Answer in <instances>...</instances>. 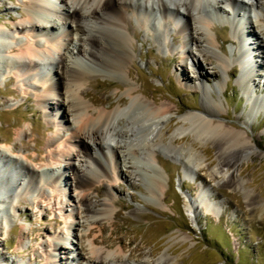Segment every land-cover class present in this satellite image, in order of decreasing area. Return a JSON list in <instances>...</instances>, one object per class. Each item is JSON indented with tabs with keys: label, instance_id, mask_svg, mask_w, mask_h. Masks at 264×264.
I'll use <instances>...</instances> for the list:
<instances>
[{
	"label": "rangeland",
	"instance_id": "1",
	"mask_svg": "<svg viewBox=\"0 0 264 264\" xmlns=\"http://www.w3.org/2000/svg\"><path fill=\"white\" fill-rule=\"evenodd\" d=\"M55 1L58 5L59 0ZM136 2L139 4L141 1ZM26 7L25 0H0V28L14 35V23L25 17ZM225 7L232 11L228 5ZM258 10L257 18L264 26V7ZM160 13L156 11L158 18L155 22L159 26ZM11 16L16 20H10ZM131 17L132 27L128 30V36L134 59L126 68L125 76L92 65L94 69L86 89L92 98L101 101L97 107L107 106L109 102L116 107L121 98L129 99L125 87L127 82L138 86L136 94L143 95L149 103H154L156 97L157 105L169 104L172 112L159 122L164 131V143L160 144L164 146L151 151L158 160L141 163L145 170L140 173L136 167L129 168L130 164L122 167L126 175L116 177L111 183V212L101 215L95 224H91L89 215L83 211L78 199L73 197L79 191H73V186L67 185L74 179L71 171L64 172L63 181L56 190L45 185L46 188L40 193L20 196V201L14 202L16 211L9 207L8 215L4 211L3 215L0 214V264H45L54 233L62 229L67 231V223L73 220L76 223L77 220L82 221L78 231L81 244H77L73 231L68 233V239H60L68 247V264H89L86 257L90 256L92 249H106L104 243H92L93 236L101 234L100 226L105 227L103 237L111 242L109 250L121 253L115 264H264V71L259 68V64L264 63L263 44V49L253 52L254 58L250 63L255 68V75L252 87L246 93L241 80L243 65L238 59L241 39L237 38L226 17L211 15L213 24L208 32L217 41L216 53L206 49L197 51L195 45L193 49L204 67L205 90L199 86L200 79L193 69L184 64L187 60L184 46L188 38L187 33L179 32L177 24L180 22L172 19L166 21V38L160 41L159 30L158 33L148 31L138 25L136 16ZM258 30L260 35L247 34L248 45L253 47L258 41L261 44L264 28ZM28 37L14 40L15 43L13 39L8 42L15 46L23 40L27 41ZM257 37L260 39L257 40ZM6 54L11 58L13 56L12 59L17 57L16 52L10 49L6 50ZM216 57L230 60L228 70L233 71L230 76L215 61ZM208 59L213 63H209ZM41 63L42 66L46 64L44 61ZM184 72L188 80L183 79ZM3 74L2 71L0 149L14 143L18 148L13 153L8 152L14 158L17 153L23 156L27 154L28 159L22 158L24 162L32 164L40 172L49 170L48 173L52 175H60V163H54L48 157L47 149V141L60 125H51V116L46 115V108L38 103L33 87H30L31 94H23L15 75L10 73L3 77ZM255 96L262 101L258 109H254L255 100L252 98ZM53 97L56 102L61 101L59 95ZM204 106L218 108L219 111L211 118L228 127H236L251 140V156L245 157L237 168L239 177L245 179L243 186L228 184L224 180V173L219 169L217 147L213 142L198 138L191 128L185 127L183 135L179 133L183 129L181 118L187 113L203 114ZM251 110V117L247 119ZM124 116L128 118L130 114ZM150 125L149 122L136 130H145ZM67 128V125L64 126L63 131H68ZM21 130L27 132L23 141L16 136ZM173 136L176 138L172 142ZM87 145L89 150L97 149L91 140ZM167 145L175 150L186 147L194 162L176 151L172 153L166 150ZM40 153L42 160L31 157ZM127 153L123 149V154ZM74 162L78 169H85L83 161ZM157 172L165 184L161 190H157L149 181ZM109 180L100 177L89 191L90 200L97 206L99 200L107 197ZM77 212L82 213L78 218ZM70 214L74 217H70ZM1 216L8 217L6 222ZM95 225L98 226L96 231L88 235ZM67 253H58V259L64 258ZM3 254L6 256L4 260L1 257ZM163 255L168 259L161 261Z\"/></svg>",
	"mask_w": 264,
	"mask_h": 264
},
{
	"label": "bare ground",
	"instance_id": "2",
	"mask_svg": "<svg viewBox=\"0 0 264 264\" xmlns=\"http://www.w3.org/2000/svg\"><path fill=\"white\" fill-rule=\"evenodd\" d=\"M25 1L27 5L24 10L25 17L14 23V35L0 28V74L3 71V77H6L13 73L20 82L19 86L23 94H31L30 87H33L35 90L33 94L38 103L46 108V115L51 116V125H60L52 134V138L47 141V149L48 157L54 160V163H60L62 172L60 175H52L48 173L49 170L40 172L32 164L22 160V158L28 159L27 154L23 156L17 153L18 155L14 154L16 156L14 158L8 153L18 148L14 143L6 149L1 148L0 214L4 211L5 215L9 207L10 210L16 211L14 202L20 201V196L28 197L31 192L40 193L45 185L56 190L63 181L64 172L71 171L74 179L71 182L67 181V185L73 186V191H79L78 194H73V197L75 200L78 199L83 211L89 215L91 224H95L101 215L111 212L109 204L112 197L111 183L116 177L126 175L122 167L130 164L129 168L136 167L140 173L145 170L141 163L158 160L151 151L160 145L164 146L160 144L163 142L164 131L159 122L172 112L173 109L168 106L169 104L157 105L156 97L154 103H149L148 99L142 97L143 95L136 94L138 86L127 82L125 87L129 99L121 98L116 107L112 102L107 106L97 107L96 105L101 104V101L92 98L86 89L89 78L92 77L91 71L94 69L92 65L121 77L125 76L126 68L134 59L128 36V30L132 27L131 16H136L138 25L148 31L158 33L159 30L160 41L166 38V21L172 19L174 22H180L177 24L179 32L187 33L188 38L184 46L187 59L184 64L193 69L200 79L199 86L205 90L207 87L203 83L204 67L193 49L195 45L197 51L202 52L206 49L216 53L217 41L208 32L213 24L211 15L226 17L237 38L241 39L238 59L243 65L244 73L241 80L242 89L246 93L251 89L255 75V68L250 63L254 58L253 52L263 49L262 44L264 46V37L260 41L261 44L258 41L253 47L248 45L249 40L246 39L247 34L260 35L258 29L264 28L257 18L258 9L264 7V0H137L141 1L139 4L136 0H59L58 5L55 0ZM227 5L232 11L225 7ZM156 11L161 12L159 22L162 28L155 22L158 18ZM10 20L15 21L16 18L11 16ZM24 36H29L28 40H23L15 46L8 42L9 39H13L15 43L14 40ZM259 39L257 37V40ZM7 49L16 52L17 57L12 59L13 56L12 58L7 56ZM54 59L58 61L55 62ZM41 61L46 64L42 66ZM215 61L221 68L226 69L228 76L231 75L230 72L233 71L228 70L230 63L228 58L216 57ZM208 62L213 63L209 59ZM42 68L48 71L44 72ZM259 68L264 71V63L259 64ZM128 72L131 74V69ZM183 79L188 80L186 74ZM54 95H59L61 101L56 102ZM256 98V96L252 98L255 100L254 109H258L262 104L261 99ZM218 111L219 109L214 106H204L203 114L187 113L181 118L184 127L182 126L183 129L181 128L179 133L183 135L186 131L185 127L191 128L198 138L202 137L213 142L217 147L219 169L224 173V180L226 179L228 184L242 185L245 179L239 177L237 168L245 157L251 156L249 154V150L252 149L249 145L251 140L249 141L236 127H228L211 118ZM127 113L130 116L124 118ZM251 114L252 110L247 119H250ZM149 122L152 125L145 130H136ZM187 124L189 126H185ZM66 125L68 131L64 132L63 127ZM26 135V130H21L16 136L23 141ZM175 138L172 137V142ZM89 140L97 149H88ZM2 141L6 143L7 139L2 138ZM165 148L172 153L176 151L177 154L194 162L186 147L175 150L167 145ZM123 149L128 153L123 154ZM253 152H255L254 148ZM31 157L38 160L43 158L41 153L38 156L33 154ZM75 160L83 161L81 164L85 169H78ZM65 161L67 163H64ZM48 165L51 166L49 163ZM102 176L111 180L107 184V197L99 200L97 206L90 200L89 191ZM149 179L157 190L164 188L165 184L160 173L157 172ZM80 214L82 213L77 212V218ZM7 218L1 216L5 222ZM73 221L67 223V231L62 229L54 233L55 238L51 241L49 255L44 259L45 264H68L70 259L67 253L68 247L64 245L66 242L62 243L60 239H68V233L73 231L78 240L82 221L77 220V223ZM97 228V225L93 226L88 235H92ZM104 231L105 227L100 226L101 234L93 236L92 243H104L106 249H92L90 256L86 257L89 264H115L116 259L121 256L119 251L116 254L109 250L111 242L103 237ZM77 244H81L79 240ZM58 253H67V256L58 259ZM1 257L3 260L6 259L4 254ZM166 258L163 255L160 260L164 261Z\"/></svg>",
	"mask_w": 264,
	"mask_h": 264
}]
</instances>
